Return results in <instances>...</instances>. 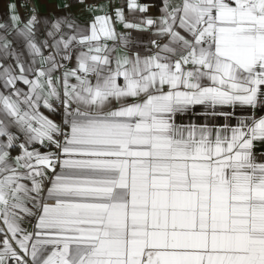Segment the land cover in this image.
<instances>
[{
	"label": "snow or ice",
	"instance_id": "snow-or-ice-1",
	"mask_svg": "<svg viewBox=\"0 0 264 264\" xmlns=\"http://www.w3.org/2000/svg\"><path fill=\"white\" fill-rule=\"evenodd\" d=\"M74 2L0 18V264H264V0Z\"/></svg>",
	"mask_w": 264,
	"mask_h": 264
},
{
	"label": "crops",
	"instance_id": "crops-1",
	"mask_svg": "<svg viewBox=\"0 0 264 264\" xmlns=\"http://www.w3.org/2000/svg\"><path fill=\"white\" fill-rule=\"evenodd\" d=\"M35 4L38 6L39 12L41 14H47L50 10H56L59 12L60 10L63 9L64 5L66 3H72L73 7L71 11L76 12L79 15V18L81 20L88 18V13L87 12H81L78 8V6L75 4L74 0H34ZM106 0H98V3H104ZM9 3H17L18 5H21L18 0H0V18H3L5 16V13L7 12V5ZM20 12L22 15L27 14L21 7ZM200 109H197L195 113H191L185 116V122L191 118L193 120L200 119L203 120V117L199 115ZM217 124L223 122L222 117L216 118ZM264 151V147L261 145H257V152H262Z\"/></svg>",
	"mask_w": 264,
	"mask_h": 264
},
{
	"label": "built area",
	"instance_id": "built-area-1",
	"mask_svg": "<svg viewBox=\"0 0 264 264\" xmlns=\"http://www.w3.org/2000/svg\"><path fill=\"white\" fill-rule=\"evenodd\" d=\"M21 5L27 4L29 7L35 4L34 0H18ZM91 2H98V0H91ZM25 12H28V8L22 7Z\"/></svg>",
	"mask_w": 264,
	"mask_h": 264
}]
</instances>
